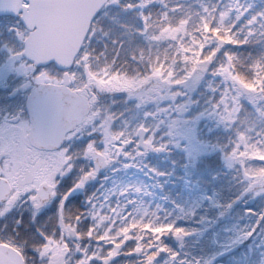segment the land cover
Returning a JSON list of instances; mask_svg holds the SVG:
<instances>
[{
	"label": "snow or ice",
	"instance_id": "6c2138e0",
	"mask_svg": "<svg viewBox=\"0 0 264 264\" xmlns=\"http://www.w3.org/2000/svg\"><path fill=\"white\" fill-rule=\"evenodd\" d=\"M0 89L19 101L0 107V264H215L243 241L264 249V3L0 0ZM150 152H183L185 168L218 153L231 195L205 198L211 218L155 202L153 185L118 175ZM102 171L117 175L87 192ZM217 222L222 251L197 250Z\"/></svg>",
	"mask_w": 264,
	"mask_h": 264
},
{
	"label": "rangeland",
	"instance_id": "374dc122",
	"mask_svg": "<svg viewBox=\"0 0 264 264\" xmlns=\"http://www.w3.org/2000/svg\"><path fill=\"white\" fill-rule=\"evenodd\" d=\"M114 98L117 101L122 100V97L119 94H117ZM123 107L124 104L122 102L114 105V108H123ZM205 128L206 125H202V131L204 134H205ZM212 154L213 153H206L201 156L208 157L209 155ZM185 163H186V156L183 152H174L171 154L150 152L144 159V164L149 167L147 168L132 167L128 169H121L118 175L124 179L141 181L146 184L153 185L154 187L152 188V191L155 193L154 201L164 204L165 207H169L171 205V201L161 202V197L164 195L163 187L165 186V183L171 182L173 179H175V175H178L176 171H179V176H180L179 179L181 180V182H183V184H185L188 189L192 188L191 184L193 182L191 181V178L197 172V170H194V167L185 168L184 167ZM149 168H156L160 172L168 173V175L165 176L166 181L165 182L162 181L158 183V178L162 179V176H156L155 179H153V176L149 174ZM111 174L112 173H110L109 175ZM159 185H162V187H160ZM191 192L196 193L194 190H191ZM193 196L196 197L195 201L199 199L203 201L206 200L205 198L207 197L206 195L200 196L199 194L197 196L196 195ZM189 199H192V197L189 196ZM247 206L248 205H245L242 202H237L233 207L231 219L234 221L235 218L239 216L242 213V210ZM213 227L214 229H217V233L214 229L211 228H208L207 231L213 236L216 234V238L219 243H214V247L211 246V249H209V251L210 250L222 251L220 245L224 242L226 233L223 231L222 224L221 225L214 224ZM251 243H252L251 240L243 241L237 246L230 248L227 251H223L221 255H218L216 257L215 264H249V261L251 262V264H256V261L259 259L261 253L264 252V249L257 248L254 251L249 252V246L251 245ZM174 246L176 245L174 244ZM245 253H248V255L246 256Z\"/></svg>",
	"mask_w": 264,
	"mask_h": 264
},
{
	"label": "flooded vegetation",
	"instance_id": "af4514ba",
	"mask_svg": "<svg viewBox=\"0 0 264 264\" xmlns=\"http://www.w3.org/2000/svg\"><path fill=\"white\" fill-rule=\"evenodd\" d=\"M18 98L15 96H10L8 95V92L4 89H0V107H13L18 103ZM83 139V138H80ZM76 171L74 170L73 172L68 173L63 179H61V184L60 186L63 188L71 187L72 183L74 182V177L76 175ZM110 172L108 171H102L100 175L97 176V179L93 183H89L86 188L87 192L95 191L102 183H104V177L109 176L110 180L115 176L116 174H111L109 175ZM109 180V183H110ZM191 200V199H190ZM70 201L74 202L78 205H82L86 202V193L84 190H79L76 191L72 194L70 197ZM54 210L53 205H49L48 208L45 210L44 213H42V216H46L51 213V211ZM27 215V213H25ZM179 223H182L184 226L190 227L189 224L186 223V220L179 221ZM195 227V226H194ZM217 233V229H214ZM211 231V230H209ZM213 240L217 241L216 234L213 236L212 234L208 233L206 231V234L202 238H197L194 241V246L197 248V250H205L209 251L211 249V246L214 247ZM211 251V250H210Z\"/></svg>",
	"mask_w": 264,
	"mask_h": 264
},
{
	"label": "trees",
	"instance_id": "16d2710c",
	"mask_svg": "<svg viewBox=\"0 0 264 264\" xmlns=\"http://www.w3.org/2000/svg\"><path fill=\"white\" fill-rule=\"evenodd\" d=\"M258 3H263V2L259 1ZM205 135H209L207 131V126L205 128ZM205 159H206L205 157L202 158L200 168L196 173V175L199 176L200 181H201V185L199 189L202 191H206L207 194L211 195L213 193V190H215V187H216L217 188L216 192L218 193L219 198L226 199L228 196L231 195V192L229 190L228 177L223 175L221 172L220 159H217V158L215 159V155L210 158H207L206 160ZM218 173L220 174L218 175ZM215 176H217L216 177L217 179L215 178ZM208 204L209 202L203 205L207 209H209Z\"/></svg>",
	"mask_w": 264,
	"mask_h": 264
}]
</instances>
